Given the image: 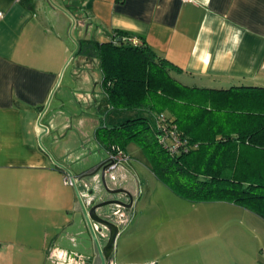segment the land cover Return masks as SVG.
Returning a JSON list of instances; mask_svg holds the SVG:
<instances>
[{
    "label": "crops",
    "instance_id": "0c3cea01",
    "mask_svg": "<svg viewBox=\"0 0 264 264\" xmlns=\"http://www.w3.org/2000/svg\"><path fill=\"white\" fill-rule=\"evenodd\" d=\"M59 1L58 7H48L46 0H33L29 9L22 0H0V264H84L64 241L66 225L79 208L74 189L65 183L66 171L40 147L42 130L37 124L74 49L66 35L72 14L64 7L66 0ZM92 8L110 37L124 31L143 38L181 69L171 74L184 85L264 87V0H94ZM79 35L84 39L83 31ZM84 54L100 64L92 52ZM76 79L69 76L65 84L60 80L45 116L54 103V110L64 108L58 93L62 86L74 94L85 84H79L80 76ZM80 81L88 83V76ZM112 116L116 126L124 118ZM58 129L50 126L42 138L48 149ZM136 200L140 198H134V205ZM215 203L243 210L246 222L238 232L249 233L243 243L252 258L249 264H264L258 257L264 246V220L233 203ZM122 236L114 250L116 264H125L119 262ZM99 263L98 258L87 261Z\"/></svg>",
    "mask_w": 264,
    "mask_h": 264
},
{
    "label": "trees",
    "instance_id": "16d2710c",
    "mask_svg": "<svg viewBox=\"0 0 264 264\" xmlns=\"http://www.w3.org/2000/svg\"><path fill=\"white\" fill-rule=\"evenodd\" d=\"M22 2L31 9L33 0ZM131 38L115 31L104 42H77V54L92 52L100 61L107 118L124 115L117 126L104 122L96 131L100 146L108 155L137 140L152 172L182 199L230 202L264 220V166L258 161L264 158V87H189L171 74L180 68L143 38L139 46ZM177 142L174 154L169 149Z\"/></svg>",
    "mask_w": 264,
    "mask_h": 264
},
{
    "label": "rangeland",
    "instance_id": "374dc122",
    "mask_svg": "<svg viewBox=\"0 0 264 264\" xmlns=\"http://www.w3.org/2000/svg\"><path fill=\"white\" fill-rule=\"evenodd\" d=\"M93 1L66 0L64 7L72 14L66 34L68 41L74 43V49L70 55L77 48L76 42L81 37L79 35L81 31L84 38L88 36L94 39L95 37L101 42L110 39L106 26L94 18ZM57 2L61 4L59 0H46L48 7ZM41 15L44 14L41 13ZM49 16H52L51 13ZM51 19L57 22L56 17L52 16ZM72 25L73 28H71ZM84 55L81 51L65 67L61 84L69 76L73 81L79 76L83 79L85 75L88 76V83L79 79V84H85H81L79 91L74 94L71 93L70 87L62 86L58 93L62 94L65 100L64 108L58 107L54 110L56 107L54 103L51 105L49 114L43 117L42 121L49 127L59 128L50 149L44 147L51 153L56 163L75 175L87 169L99 158L108 157L106 151L96 141L95 134L104 122L109 125L115 122L113 114L108 118L106 116L109 110L105 108L109 104L101 88L100 64L97 60L86 58ZM95 92L97 94L93 95ZM63 126H66L65 129ZM124 146L127 158L115 171L106 175V183L110 189L126 187L125 189L129 190L134 198H140V202L136 200L135 205L130 209L109 206L99 211L100 215L120 225V236L122 234L123 236L119 246V262L123 261L125 264H249L252 261V258H249V251L243 245L246 242L244 235L249 233L238 232L246 222L241 214L243 210L229 203H191L177 198L153 175L149 168L148 153L143 151L139 141L131 140ZM258 161L264 166V158L258 157ZM90 181V179L85 180L88 187H85L83 183L78 186L85 203L91 204L90 202L117 198L126 200L121 194L111 195L102 188L100 189L102 191H96L94 183ZM70 187L73 188L72 185ZM93 189L95 190L93 195L84 196ZM116 211L124 214L123 217L111 216V213ZM68 225H66L67 237L70 232L77 235V229L72 230ZM74 239L77 243L80 237L77 235ZM101 240L106 242V239ZM64 241L70 250H79L83 253L82 247L75 248L73 242L67 239ZM117 243L118 240L115 247ZM263 252L259 250L258 257L264 263Z\"/></svg>",
    "mask_w": 264,
    "mask_h": 264
},
{
    "label": "water",
    "instance_id": "95a60500",
    "mask_svg": "<svg viewBox=\"0 0 264 264\" xmlns=\"http://www.w3.org/2000/svg\"><path fill=\"white\" fill-rule=\"evenodd\" d=\"M71 28H73V25ZM76 44H77V48L73 52V54L70 55L71 57L68 59L67 63L65 64V67L68 66V64L72 61L73 57L75 56V54H77L79 50V44L77 42ZM65 67H63L59 80H57L58 82L54 90L51 92L50 97L46 105H44L41 111V115L38 118L37 124L39 128L42 130V133L39 136V144L42 150L46 153V155H48L52 159L56 167H60L64 169L66 173L69 174V177H71L70 179L72 180L71 185L73 186L74 189L73 191H75L79 208L78 210H76L75 214L72 215L73 217L69 225L72 230L77 229V235L78 237H80V239L79 242L76 243L77 240L75 241L74 238L77 235L72 234V232H70L68 233V239H70L68 241L73 242V246L75 248L82 247L83 253H80L81 251L79 250L72 251L69 249L70 252L74 256L80 257L84 264H87V261L89 260L92 261V259H96V258L99 259L100 261L99 264H115L114 250H115L117 238L120 236L121 233L120 225L117 222L110 220L107 217H104L103 215H100L101 213H99V211L109 206H117L124 209L133 208L134 196L127 189L124 188L110 189L108 187L105 177L110 172L111 170L110 167L112 166V164H114V161L110 157L99 158L94 162V164L90 165L87 169L75 175L69 169L63 167L59 163H56L51 153L44 147L42 142V138L48 133L49 130L48 126L42 124V117L45 116L46 112L50 107L49 105L51 104L52 99L55 95L54 92H56V90L60 85L61 82L60 80H62L63 73L66 69ZM86 179H90L91 180L90 182L94 183V187L96 188L95 189L96 191H102L100 190L102 188L111 195H115V194L126 195L128 196L130 202L126 203L121 199L120 200L109 199L108 201L105 200L101 202H90L91 204L87 202L85 203L84 198L81 195L78 186L80 183H83L85 187H88V184L85 183ZM95 190L94 189L91 190L89 194L88 193L84 194V196L89 197V195H93L95 193ZM111 216H116V212L111 213ZM101 239H106V242L105 243L102 242ZM84 259H86V261Z\"/></svg>",
    "mask_w": 264,
    "mask_h": 264
},
{
    "label": "built area",
    "instance_id": "2783aa9c",
    "mask_svg": "<svg viewBox=\"0 0 264 264\" xmlns=\"http://www.w3.org/2000/svg\"><path fill=\"white\" fill-rule=\"evenodd\" d=\"M183 1H190V0H183ZM0 16H2V13H0ZM132 43H134V45L139 46L141 44V40H139V38L137 39V37H132L131 38ZM160 119L163 121L165 120L164 116H161ZM181 147V143L177 142V144H175L171 149H169L172 153H178L179 148ZM109 157L114 161V164H112V166L110 167L111 170H114L116 167H118L119 164H122L123 161L126 160L127 155L125 152H123L121 149H117V148H113L112 152H108ZM71 177H69V174L66 173L65 174V183L68 185L72 184V180L70 179Z\"/></svg>",
    "mask_w": 264,
    "mask_h": 264
},
{
    "label": "flooded vegetation",
    "instance_id": "af4514ba",
    "mask_svg": "<svg viewBox=\"0 0 264 264\" xmlns=\"http://www.w3.org/2000/svg\"><path fill=\"white\" fill-rule=\"evenodd\" d=\"M117 168H118V167H116L114 170H110V172L108 173V175H109L111 172L115 171ZM124 189H125V187H124ZM128 191H129V190H128ZM131 194H132V193H131ZM122 196L125 197L126 200H123V199L120 198L121 200L125 201L126 203H129V202H130L128 196H126V195H122ZM117 199H118V198H117ZM133 205H134V204H133ZM116 215H119V216L123 217L124 214H120L119 211H116Z\"/></svg>",
    "mask_w": 264,
    "mask_h": 264
}]
</instances>
